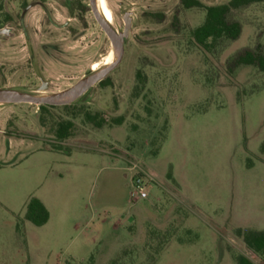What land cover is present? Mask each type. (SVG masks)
<instances>
[{
	"label": "rangeland",
	"instance_id": "obj_1",
	"mask_svg": "<svg viewBox=\"0 0 264 264\" xmlns=\"http://www.w3.org/2000/svg\"><path fill=\"white\" fill-rule=\"evenodd\" d=\"M37 3L25 38L20 16ZM107 4L110 26L122 34L132 13V29L103 83L69 105H0V264H237L238 255L264 264L236 235L264 230V73L236 64L245 52L264 53V3L234 11L240 38L210 50L192 38L204 9ZM7 24L17 36L0 38V84L9 90L64 92L115 54L90 0H2L0 28ZM69 121L72 136L58 139ZM142 173L148 198L134 201L132 177ZM33 197L50 212L43 227L25 219Z\"/></svg>",
	"mask_w": 264,
	"mask_h": 264
},
{
	"label": "trees",
	"instance_id": "obj_2",
	"mask_svg": "<svg viewBox=\"0 0 264 264\" xmlns=\"http://www.w3.org/2000/svg\"><path fill=\"white\" fill-rule=\"evenodd\" d=\"M185 9H204L206 12L204 23L192 32L194 42L210 50L221 40H238L242 34V26L238 22H230L229 16L237 10L247 8L251 5L264 3V0H230L227 4L217 6H204L199 0H180ZM240 66H254L261 73H264V53L254 54L245 52L236 62ZM138 77L141 78L140 75ZM102 81L101 83H103ZM42 109L46 107L42 106ZM86 120L96 128H102L105 122L97 115H86ZM120 124V123H119ZM74 124L66 122L60 124L56 130V137L60 140L68 139L72 136ZM260 152L264 155V142L261 144ZM253 166L252 159H248L247 167ZM1 169V168H0ZM171 179V175H169ZM25 219L36 227H43L50 221V212L45 204L38 198H31L26 206ZM236 235L242 239L249 250L258 256H264V230L236 229ZM237 264H255L244 255L235 258ZM112 264H118L114 261Z\"/></svg>",
	"mask_w": 264,
	"mask_h": 264
},
{
	"label": "water",
	"instance_id": "obj_3",
	"mask_svg": "<svg viewBox=\"0 0 264 264\" xmlns=\"http://www.w3.org/2000/svg\"><path fill=\"white\" fill-rule=\"evenodd\" d=\"M90 6L97 22L111 41L115 51V61L111 65L106 66V68L103 70L92 74L86 79H83L72 88L52 96H32L14 90L1 89V104H32L37 106L53 107L69 105L85 95L96 84L104 81L117 68L124 56V42L129 37L130 31L132 29V13H127L125 15V29L123 33L119 35L102 16L97 5V0H90Z\"/></svg>",
	"mask_w": 264,
	"mask_h": 264
},
{
	"label": "flooded vegetation",
	"instance_id": "obj_4",
	"mask_svg": "<svg viewBox=\"0 0 264 264\" xmlns=\"http://www.w3.org/2000/svg\"><path fill=\"white\" fill-rule=\"evenodd\" d=\"M104 3L106 4V7H107V9L109 10V12H110V14H111V16H109L107 13H106V11H105V9H104ZM35 6H41L42 7V5L40 4V3H37V4H34V5H29V7H27L25 10H24V12L21 14V16H20V22H19V27H20V31H21V33L23 34V36L25 37V38H28V33H27V29H26V27H25V24H24V21H25V18H26V16H27V14L30 12V10L31 9H33ZM100 9L102 10V12L104 13V15H105V17H106V19L110 22V23H112V20H113V13H112V11L110 10V8L108 7V4H107V0H100ZM15 28H13L12 27V25L10 24H7V25H4L3 27H1L0 28V38H13V37H17V36H15ZM1 41V40H0ZM1 45H2V42H0V47H1ZM113 53V52H112ZM111 53V54H112ZM111 54L109 55V59H110V56H111ZM109 59H108V61H109ZM107 61V62H108ZM106 62V63H107ZM95 65H97V64H94V67H93V70L94 71H97L98 69H94L95 68ZM104 65H105V63H104ZM7 87H6V85H1L0 84V90L1 89H6ZM49 88V86H48V84L47 83H42L41 84V91H46L47 89ZM32 105V104H31ZM42 107V106H41ZM44 107H46V106H44ZM48 107H53V106H48Z\"/></svg>",
	"mask_w": 264,
	"mask_h": 264
},
{
	"label": "built area",
	"instance_id": "obj_5",
	"mask_svg": "<svg viewBox=\"0 0 264 264\" xmlns=\"http://www.w3.org/2000/svg\"><path fill=\"white\" fill-rule=\"evenodd\" d=\"M136 167H134L135 169ZM145 176L146 173H142L141 175H135L132 177V183L134 186V192L132 193V199L134 201L145 200L148 198L147 192V181Z\"/></svg>",
	"mask_w": 264,
	"mask_h": 264
},
{
	"label": "bare ground",
	"instance_id": "obj_6",
	"mask_svg": "<svg viewBox=\"0 0 264 264\" xmlns=\"http://www.w3.org/2000/svg\"><path fill=\"white\" fill-rule=\"evenodd\" d=\"M97 5H98V8H99V10H100L102 16L104 17V19H105L109 24H111V23L106 19L104 13H103L102 10L100 9V0H97ZM104 9H105L106 13H107L109 16H111V14H110L109 10L107 9L105 3H104ZM108 59H109V56L107 57V59H106V61H105V66H109V65H111V64L115 61V54L112 53L111 56H110L109 61H108ZM107 61H108V62H107ZM106 62H107V63H106ZM98 68H99V65H98V64L95 65V68H94V69H98ZM41 97H45V96H41ZM0 105H1V103H0Z\"/></svg>",
	"mask_w": 264,
	"mask_h": 264
},
{
	"label": "crops",
	"instance_id": "obj_7",
	"mask_svg": "<svg viewBox=\"0 0 264 264\" xmlns=\"http://www.w3.org/2000/svg\"><path fill=\"white\" fill-rule=\"evenodd\" d=\"M1 3H2V0H0V5H1ZM258 161L261 162L262 164H264V155L261 154V155L258 157ZM254 166H255V163H254V161H253V166L251 167V169H252ZM260 221H261V223H262V227H264V220H260ZM239 228H241V229H253V230L262 231V230H260V229H256V228H247V227H237L236 229H239Z\"/></svg>",
	"mask_w": 264,
	"mask_h": 264
}]
</instances>
